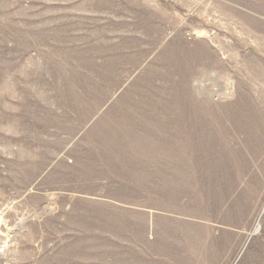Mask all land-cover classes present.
<instances>
[{
  "label": "rangeland",
  "instance_id": "374dc122",
  "mask_svg": "<svg viewBox=\"0 0 264 264\" xmlns=\"http://www.w3.org/2000/svg\"><path fill=\"white\" fill-rule=\"evenodd\" d=\"M0 264H264V0H0Z\"/></svg>",
  "mask_w": 264,
  "mask_h": 264
}]
</instances>
